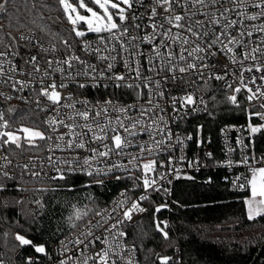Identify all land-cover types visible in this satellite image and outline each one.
I'll use <instances>...</instances> for the list:
<instances>
[{"label":"snow or ice","instance_id":"snow-or-ice-1","mask_svg":"<svg viewBox=\"0 0 264 264\" xmlns=\"http://www.w3.org/2000/svg\"><path fill=\"white\" fill-rule=\"evenodd\" d=\"M9 2L0 0V14L7 13ZM23 2L27 4V0ZM36 3L37 0H32L33 9ZM52 3L53 0H42L41 7L47 9ZM54 3L71 26L70 37L79 38L78 41L59 38V46L50 42L45 47L34 35L15 36L11 32L0 35V89L8 88V91L0 90V103L17 99L34 103V113H53L35 126L21 124L12 131L8 130L12 124L5 118L6 112L17 114L22 120L27 117L15 106L0 108V153L25 149L47 151V165L55 175H44L53 181H67L77 173L88 177L114 175L118 170L129 175L116 176L117 180H135L132 169H141L139 179L145 193L151 189L168 194L169 189L160 185L167 174H160L159 179L151 175L156 173L158 163L164 166L163 162L149 159L138 163L145 153L154 156L165 147L170 151L177 147L182 150L183 140L168 126L169 119L156 115L165 109L155 98L163 99L167 95L171 112L182 119L207 110L201 85L214 92L213 81L227 89L230 94L226 100L231 105L239 108L241 99L250 105L244 109L249 121L247 128L252 135H264V0H54ZM256 21L260 23H253ZM90 34L96 36L95 48L85 39ZM88 55L100 63L90 62ZM118 65L124 70L118 71ZM146 71L151 75H145ZM169 84L172 87L166 93L164 89ZM70 85L76 89H129L137 101L147 91V100L144 104H120L112 98L95 103L76 100L72 91H64ZM173 89L183 94H173ZM25 92L34 93L33 99L25 96ZM77 104L83 105V110ZM63 109L72 110L71 115L61 118ZM133 111H138V115H130ZM253 118L261 122L253 123ZM143 135L148 139H140ZM173 137L175 144L171 143ZM237 142L248 147L242 139ZM130 148L138 151H128ZM57 151L68 155L57 157ZM81 151L89 154L80 155ZM113 157L118 159L113 161ZM120 158L127 159L128 164L120 163ZM251 159L256 157L253 155ZM0 160L4 161L0 164V192H3L8 190L7 181L15 177L5 170L12 164L8 156L0 155ZM249 160L245 156L240 161L248 166L249 175L238 186L248 191L244 200L247 220L256 221L264 219V166H251ZM37 161L39 157H30L22 168L40 178V172L30 170V165L35 168ZM168 162L171 163V158ZM256 163L264 165V157ZM40 164L41 168L45 166L43 161ZM95 182L104 183L101 179ZM121 196L124 198L116 202V208H124L121 217L97 211L95 215L100 220L88 221L79 235L60 241L63 258L59 264H137L136 247H127L123 238L128 233L120 226L131 221L135 213L146 212L141 202L149 197L141 195L124 207L129 204L127 192ZM0 205L7 206L6 202ZM166 207L167 204L159 205L155 211L158 213ZM87 215L88 211L79 209L74 213L75 220H83ZM167 228L166 221L156 223L157 232L165 240L170 239ZM15 240L20 246H31L37 253L47 255L43 245H34L25 235L17 233ZM98 242L101 245L98 251L92 256L84 254V250L95 248ZM156 257L160 264H170L174 259L158 253ZM0 264H4L2 259ZM27 264L35 262L29 257Z\"/></svg>","mask_w":264,"mask_h":264},{"label":"trees","instance_id":"trees-1","mask_svg":"<svg viewBox=\"0 0 264 264\" xmlns=\"http://www.w3.org/2000/svg\"><path fill=\"white\" fill-rule=\"evenodd\" d=\"M41 2L37 0L33 9L32 0H27L26 5L23 0H10L7 13L0 14V25L3 26L0 35L11 32L16 36L25 30L49 43H56L59 38H72L71 26L54 0L47 9L41 7ZM5 105L6 108L15 106L23 110V115L27 117L22 120L17 114H10L11 124L15 127L21 124L35 126L41 122V114L34 113L32 106L13 101ZM237 109L227 102L223 92L216 89L208 97L207 112L190 121L192 127L201 123L202 134L211 136L214 158H219L221 154L218 129L226 122L240 121L241 117L234 115ZM261 149L264 150V147ZM27 151L16 150L26 155ZM212 162L213 158L210 165ZM223 173L221 168L212 166L199 169L189 176L192 179L184 176L175 181L173 202L166 212L170 220L166 229L169 240H165L156 230L153 206L149 207L143 218L127 227V241L135 245L142 264L155 263L157 253L171 252L176 244L182 250L185 264H264V219L247 220L244 198L248 191L231 190L225 182L220 181ZM208 176L210 183L206 181ZM7 184L8 190L0 192V202L7 205H0V254L10 257L19 245L15 240L17 233L25 235L33 244L56 241L73 228V223L82 221L75 220L77 209L88 211L90 215L108 201L119 186V182L114 180L104 181L103 184L87 183V179L78 174L70 176L67 181L40 183L15 177ZM17 184L21 186L18 188ZM36 201L41 203L37 204ZM29 248L25 251H29Z\"/></svg>","mask_w":264,"mask_h":264},{"label":"built area","instance_id":"built-area-1","mask_svg":"<svg viewBox=\"0 0 264 264\" xmlns=\"http://www.w3.org/2000/svg\"><path fill=\"white\" fill-rule=\"evenodd\" d=\"M253 23H260V21H256ZM24 35H34L36 38L40 39V42L45 45V47L49 46V42L44 41L42 38L37 37L34 33L29 31H20L17 33L16 36L19 34ZM68 39V38H66ZM71 39L75 41H78L79 38L72 37ZM85 39L92 42L93 48L97 46L96 36L95 34L88 35ZM59 42H56V44L59 46ZM80 43L83 41L80 40ZM55 43V42H52ZM74 46L78 47L77 44L74 43ZM103 47V45H101ZM78 54L83 55L81 51L78 50ZM90 62L92 63H100L96 60V58L92 55H88L86 57ZM103 66V65H101ZM118 71H123V67L118 65L117 66ZM145 75H151V73L145 72ZM159 79V77H157ZM220 82L213 81L211 87L216 88L223 92L226 96L230 93H228L227 89L223 87H218ZM172 86L169 84L167 88L164 89V91L167 93L168 89H170ZM202 88H204V91L202 92V95L204 96L205 100H208V97L211 96V90L207 88L204 85H201ZM3 91H8L7 87H4L3 89H0ZM65 92L72 91L73 97L76 100H82L87 99L91 101L92 103H95L96 101L103 102V100L112 98L115 103L120 104H134V103H141L144 104L147 100V91H145V94L143 97L137 101L136 95L134 92H132L129 89H120V88H108L105 89L103 87H100L99 89L96 88H86V89H76L74 86H69V89H65ZM187 91H191V89H187ZM114 93V95H112ZM173 94L181 95L183 93L177 92L175 89H173ZM25 96H28V98L31 100L34 97V93H24ZM16 102L22 105H29L35 108V104L31 103H25L22 100L12 99L10 101L6 102ZM155 101L161 104L165 111L163 113L157 112L156 115H164L166 119H169V127L172 129V131L180 136V138L183 140V146L182 150L180 147L175 148V150H169L167 147L164 148V150H158L156 154L148 155L147 153L144 154L142 159L138 161V163L147 162L149 159H157L160 162H163L164 166H160L158 163L157 171L154 174H151L153 178L159 179L160 174L166 173V179L163 181H160V185L162 188L169 189V193L165 194L163 191H152L151 189L148 190L147 193H145L144 189L142 188V180L139 179L142 176V170L141 169H132L131 175L137 177V179H120L117 180L116 176H122L127 177L129 175L128 172H125L123 170H118L114 175H108V176H101V177H88L84 174L77 173L78 175H81L82 177H85L87 179V183L90 181L93 183H96V179H101L103 181H116L119 182V186L114 189L113 195L111 198L99 206L97 210L92 212L90 215H87L85 219L80 221L75 228H72L67 233L63 234L58 238V240L53 241L49 244L43 243H35L36 246L43 245L46 249L47 255L43 253H37L35 251L34 247L31 246H20L18 245L17 249L13 252V256H7L4 253L0 254V259L4 261V264H27V260L29 257L33 259L35 264H59V260L63 258L61 256V249L62 246L60 244L61 240L67 241L73 236L79 235L82 231L85 230V226L87 225L88 221H92L95 223L97 220H100L101 217L96 216L95 212L101 211V212H107L110 213L112 217H121L122 212L124 208H116V202L119 200H122L124 197L121 196V193L127 192L128 198H129V204L125 205L124 207H129L130 202L133 200H137L139 196L147 194L149 199L141 202V207L149 210V207L153 206L156 208L159 205L167 204V207L165 210L158 213L155 217V220L157 222H163L166 221L168 223V226L170 225V220L168 218V215L166 212L170 210L171 203L173 202L172 198V188L176 180L179 178H184V176L189 177L190 175H193L194 173H197L199 169L204 168H210V167H216L221 168L224 173L220 175V181L225 182L228 187L231 190L234 191H245L246 189H241L238 185L244 183V177L249 175V169L248 166L240 163V161L245 157H249V163L251 166L254 167H260L264 166L261 164H257L256 160H258L261 157H264V150L261 149L264 147V135L262 134H250L247 125H248V116L247 113L244 111V109H248L250 105L243 99H241V105L243 107H239L235 112L234 115H238L241 117L240 121H233V122H226L220 126L218 129V133L220 135L221 139V154L219 158H214L215 156V149L213 146H211V136L210 135H204L202 134V124L197 123L193 124L194 127L190 126V121L192 119L197 118L198 115H201L203 113H206V111H198L193 112L187 116H183L181 119L180 117L176 116L175 113L171 112L170 110V100L168 99L167 95L161 99L159 97L155 98ZM6 102L0 103V108L7 109L6 108ZM76 107L80 110H83L84 106L81 104H77ZM201 107H204L201 105ZM237 108V107H236ZM259 111V109H256ZM72 110L70 109H63L61 118H65L67 115H71ZM41 114V121H43L47 116L52 115L53 113H39ZM182 114V113H181ZM132 116H137L138 111H133L130 113ZM6 119H9L11 123L12 115L6 112ZM174 118V120L172 119ZM79 119V118H77ZM82 122V121H80ZM253 123H260L258 118H253ZM19 127H15V125L12 124V127L8 130H16ZM43 130V129H41ZM62 131H64L62 129ZM188 136H191L192 139L188 140L186 139ZM142 140H147L148 137L146 135H143L140 137ZM156 139H160V136H157ZM243 140L245 145H248V147H244V145L239 144L237 141ZM172 144H175V137H173V140L171 141ZM93 147H99V145H93ZM14 149V148H13ZM28 150V149H26ZM128 151L136 152L138 149L130 148ZM26 154H20L17 153L16 150H10L8 152L0 153V155H7L8 158L12 161V164L5 170H7L10 175L17 177L18 180H24L28 179L30 181L34 182H42V181H51L47 178V176L44 175V173H47L48 176L55 175L53 171H50V166L47 165L46 158L49 155L47 151H40L37 149H31L27 151ZM211 153V156H208L207 154ZM89 153L85 151H81L80 155H88ZM68 155L66 152L57 151L55 153V156L57 157H63ZM256 157V160H252V156ZM180 156H183L184 159L180 160L178 159ZM35 158L39 157L40 161H43L45 166L41 168L40 161L36 162V167L32 168L30 165L31 171H37L41 173L40 178L33 177L30 174V171H25L22 168V165L29 161V158ZM169 158H171V163H169ZM213 162L212 165H210V160ZM113 161H116L118 158L113 157ZM190 162L192 163V166H189ZM231 162V163H230ZM4 161L0 160V164H3ZM120 163H123L125 165L128 164L127 159L120 158ZM173 169L175 171H173ZM237 177H240L239 180H237ZM211 180L210 176L207 177L206 181ZM169 181H171L169 183ZM235 181V185L234 182ZM21 185L17 184V187L19 188ZM154 198V200H153ZM116 209V211H113V209ZM135 213L133 215V219L131 221H125L123 225H121V229L126 231L127 227L129 225L136 223L139 219H141L146 213ZM159 214H162L161 217H158ZM112 222H115L113 220ZM164 224L161 223V227H163ZM97 235H100V233H97ZM124 243L127 245V247L131 248L133 244L131 242L127 241V236L123 238ZM29 248V251H25L26 248ZM101 245L99 242L96 244L95 248L89 247L88 249L84 250V254L87 256H92L94 252L98 251L100 249ZM160 255H169L172 256L174 259L170 264H176L177 260L179 261V264H185L182 257V250L179 247L178 244H176L171 252L168 253H159ZM79 255V253H77ZM134 258L137 262V264H142L139 260L138 252L136 249V252L134 254ZM157 258V257H156ZM152 264H160L159 260H156L155 263Z\"/></svg>","mask_w":264,"mask_h":264},{"label":"water","instance_id":"water-1","mask_svg":"<svg viewBox=\"0 0 264 264\" xmlns=\"http://www.w3.org/2000/svg\"><path fill=\"white\" fill-rule=\"evenodd\" d=\"M166 208H164V209H162L161 211H163V210H165ZM160 211V212H161ZM160 212H158V213H160ZM156 211H155V215H157L158 214ZM156 223H157V220H156Z\"/></svg>","mask_w":264,"mask_h":264},{"label":"rangeland","instance_id":"rangeland-1","mask_svg":"<svg viewBox=\"0 0 264 264\" xmlns=\"http://www.w3.org/2000/svg\"><path fill=\"white\" fill-rule=\"evenodd\" d=\"M73 2H74V0H73ZM90 6H91V5H90ZM26 126H31V125H27V124H26ZM246 196H247V195H246ZM246 196H245V197H246ZM142 218H143V217H142Z\"/></svg>","mask_w":264,"mask_h":264},{"label":"crops","instance_id":"crops-1","mask_svg":"<svg viewBox=\"0 0 264 264\" xmlns=\"http://www.w3.org/2000/svg\"><path fill=\"white\" fill-rule=\"evenodd\" d=\"M248 196V195H247ZM247 196L244 198V200L247 198Z\"/></svg>","mask_w":264,"mask_h":264}]
</instances>
